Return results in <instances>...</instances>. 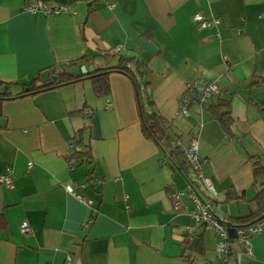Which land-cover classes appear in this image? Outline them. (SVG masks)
Segmentation results:
<instances>
[{"label": "crops", "instance_id": "crops-1", "mask_svg": "<svg viewBox=\"0 0 264 264\" xmlns=\"http://www.w3.org/2000/svg\"><path fill=\"white\" fill-rule=\"evenodd\" d=\"M30 1L0 0V175L12 181L0 184V264L67 255L71 264H264V231L251 255L233 231L223 256L216 231L194 227L193 202L174 211L170 199L192 185L232 226L258 219L249 201L262 183L253 159L264 167V0H38L72 8L57 15L24 11ZM198 12L217 24L197 27ZM121 57L138 63L128 62L130 75L109 71L107 95L89 78L25 92ZM200 79L218 92L178 114L186 85ZM212 107L229 114L230 133ZM143 112L165 121L181 153L178 142L197 141L199 169L184 156L187 174L173 162L143 130ZM230 190L238 200L227 201Z\"/></svg>", "mask_w": 264, "mask_h": 264}, {"label": "built area", "instance_id": "built-area-1", "mask_svg": "<svg viewBox=\"0 0 264 264\" xmlns=\"http://www.w3.org/2000/svg\"><path fill=\"white\" fill-rule=\"evenodd\" d=\"M108 6L111 8L112 4H108ZM22 9L29 13L36 14L40 12L45 15L68 14L72 12V8L64 3H40L38 0H31L29 3L25 4ZM192 21L199 28H208L217 24V19L215 17L205 15L201 12L195 13L192 17ZM217 92L218 85L215 81L200 79L196 84L188 83L186 85V92H184L180 98L177 113L185 115L187 114L188 106L194 104L203 106L207 104L211 96ZM177 145L181 147L185 159L192 167L194 169H199L197 141L192 140L186 146H181L180 142H178ZM30 166L31 163H28V167ZM68 168L72 170L73 165L70 164ZM0 184L6 187H12V181L8 175H0ZM66 190L85 204L91 203V200L75 193L70 184L66 185ZM170 199L174 211L183 207L184 201L190 200L193 202L190 215L194 220V227L215 230L219 236L216 248L219 254L223 256H226L229 252L230 236L233 231L238 243L243 247L247 255H251V237L256 233L264 231V217L248 225L232 226L229 223L230 213L227 212L223 216L220 215L214 201L205 200L191 185L188 186L186 192L180 190L173 191L170 195ZM19 231L23 236H28L32 232V227L30 223L24 220L19 225ZM63 264H71V257L69 255L66 256Z\"/></svg>", "mask_w": 264, "mask_h": 264}, {"label": "trees", "instance_id": "trees-1", "mask_svg": "<svg viewBox=\"0 0 264 264\" xmlns=\"http://www.w3.org/2000/svg\"><path fill=\"white\" fill-rule=\"evenodd\" d=\"M130 61H133L135 64L138 63L133 58L121 57L119 60L120 63L117 66H113L107 69H96L92 73H88L86 75H81V76L80 75H77V76L69 75L66 77L60 74L57 77V79L53 80V83L42 84L37 89H35V86L30 85L25 89V92H29V91L42 92V91L52 88L53 84L56 86H60L64 84L78 82L82 78H89L92 82L93 91L96 94L107 95L109 92V83H108L109 71L115 70V71H119L121 73L130 75L131 71H130V68L128 67V62ZM211 111L214 117L217 120H219V122L222 124L223 130L226 133H230L231 118L229 114L227 112H219L215 107H212ZM141 118H142L143 130L162 146L169 147L170 148L169 150L170 158L173 160V162L176 165H179L180 168L187 174L188 166L183 159L184 155H182V153L177 148L172 147V144H171L172 141L170 140V135L166 131V128H165V121L160 116L156 115L154 112L152 113L143 112L141 114ZM71 156H77V151L73 153ZM253 163H254V170H255L254 178L256 181H259V180L262 181V183H261L260 189L255 193V195L249 202L253 208L254 215H256L258 219H261L264 217V167L261 166L256 161L255 158L253 159ZM226 196H227V201L233 200V199L238 200L239 198L237 193L233 190H230L226 194Z\"/></svg>", "mask_w": 264, "mask_h": 264}, {"label": "water", "instance_id": "water-1", "mask_svg": "<svg viewBox=\"0 0 264 264\" xmlns=\"http://www.w3.org/2000/svg\"><path fill=\"white\" fill-rule=\"evenodd\" d=\"M92 67H93L92 65L88 66V69L87 70L88 71H92ZM81 72L82 73H85L86 72V70H85V68L83 66L81 67ZM238 205H239L240 216L241 217H246L248 215V213L251 212L250 207L246 203L239 202Z\"/></svg>", "mask_w": 264, "mask_h": 264}, {"label": "rangeland", "instance_id": "rangeland-1", "mask_svg": "<svg viewBox=\"0 0 264 264\" xmlns=\"http://www.w3.org/2000/svg\"><path fill=\"white\" fill-rule=\"evenodd\" d=\"M186 192V191H185Z\"/></svg>", "mask_w": 264, "mask_h": 264}]
</instances>
